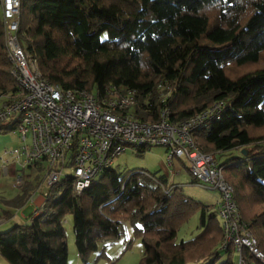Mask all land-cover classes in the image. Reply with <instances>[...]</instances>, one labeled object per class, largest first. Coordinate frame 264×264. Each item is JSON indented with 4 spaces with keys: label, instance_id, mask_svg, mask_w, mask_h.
Instances as JSON below:
<instances>
[{
    "label": "trees",
    "instance_id": "obj_1",
    "mask_svg": "<svg viewBox=\"0 0 264 264\" xmlns=\"http://www.w3.org/2000/svg\"><path fill=\"white\" fill-rule=\"evenodd\" d=\"M19 2L17 41L52 84L96 89L97 95L110 87L135 89L134 112L146 120L164 104L171 109L169 120L181 121L215 100L227 103L221 117L192 139L215 156L264 254V0ZM11 66L0 0V108L17 89ZM159 81L173 87L165 103L158 98ZM7 128L0 124V130ZM38 190L26 181L17 206ZM44 196L27 220L0 230V257L7 264H67L66 215L84 264L99 243L124 235L127 246L133 237L141 239L137 264H239V258L242 264H264L247 248L238 253L232 243L222 246L220 199L199 201L163 174H123L110 166L81 192L66 174ZM196 213V236L177 240L179 228Z\"/></svg>",
    "mask_w": 264,
    "mask_h": 264
},
{
    "label": "built area",
    "instance_id": "obj_2",
    "mask_svg": "<svg viewBox=\"0 0 264 264\" xmlns=\"http://www.w3.org/2000/svg\"><path fill=\"white\" fill-rule=\"evenodd\" d=\"M19 5V0H2L8 59L17 89L1 106L0 121L10 120L11 128L17 126L20 143L0 152L1 166L7 170L14 162L23 171L45 163L43 181L47 186L70 174L76 192H81L99 173L113 166L127 146L138 150L162 145L168 150L169 164L174 157L186 156L191 176L219 192L216 209L224 232L222 246L232 243L237 250L247 248L264 261L215 156L202 152L192 139L197 129L221 117L227 103L215 100L181 121L169 120L171 109L164 104L146 120L134 112L138 106L135 89L110 87L95 95L84 88L52 84L42 77L37 58L17 41ZM172 88L170 83H157L161 102L165 103ZM65 167L71 172H64ZM25 182V174L17 175L13 186L21 187Z\"/></svg>",
    "mask_w": 264,
    "mask_h": 264
},
{
    "label": "rangeland",
    "instance_id": "obj_3",
    "mask_svg": "<svg viewBox=\"0 0 264 264\" xmlns=\"http://www.w3.org/2000/svg\"><path fill=\"white\" fill-rule=\"evenodd\" d=\"M39 66V65H38ZM40 70V69H39ZM96 95V89H93ZM4 96H0V104ZM9 128L0 130V152L4 149L12 148L20 143L17 126L12 127V121H0ZM29 141V136H27ZM168 150L162 145L147 146L143 151H137L133 147L127 146L126 149L113 161V167L121 173H126L133 169H145L155 172L157 175H166L170 182L179 183L182 190L187 195L202 201L206 204H216L220 199V194L213 187L197 181L198 184L191 183L192 177L189 172V160L186 156L181 158L174 157L172 164L167 161ZM185 164H183V163ZM45 163L42 167L31 166L23 171L16 163L12 162L7 166V170L1 166L0 162V215L4 214L3 209H9V205H5L1 196L6 198L15 197L20 193V187H14L13 182L17 175H24L25 179L30 181L34 186L41 187L40 191L47 189V185L43 181ZM8 171V172H7ZM64 172L70 173L68 167L64 168ZM213 188V189H211ZM39 191V190H38ZM18 208L17 206H14ZM13 210V209H11ZM17 211L18 209H15ZM9 211V210H8ZM14 212V211H13ZM8 221L11 218L7 219ZM64 228L66 232V241L68 246L67 264H84L78 257L74 241V230L71 215H66L64 218ZM10 221L4 228L8 229V225H13ZM198 213L192 216L187 223H184L178 230L177 240L196 236L198 229ZM6 226V227H5ZM127 233L132 236L130 228H127ZM127 235L117 238L114 241H103L98 244V248L88 254V264H137L143 254V245L139 237H133L129 246H127ZM0 264L7 262L0 257Z\"/></svg>",
    "mask_w": 264,
    "mask_h": 264
},
{
    "label": "crops",
    "instance_id": "obj_4",
    "mask_svg": "<svg viewBox=\"0 0 264 264\" xmlns=\"http://www.w3.org/2000/svg\"><path fill=\"white\" fill-rule=\"evenodd\" d=\"M19 145V144H18ZM14 147V146H13ZM183 163V162H182ZM189 169V168H188ZM8 172V171H7ZM193 181V180H192ZM192 181H191V183H192ZM174 183V182H173ZM25 184V183H24ZM23 184V185H24ZM175 184H177V183H175ZM193 184H196V183H194L193 182ZM22 185V186H23ZM177 185H180L179 183L177 184ZM181 186V185H180ZM21 188V187H20ZM211 189H213V188H211ZM45 191H46V189L42 192V191H36V192H34V193H32L29 197H28V199L27 200H25L21 205H18L17 206V202H16V197L21 193V191H20V193H17L16 195H15V197H9V198H6L5 196H1V198H2V200H3V202H4V204L7 206V205H9V209H3V213L4 214H1L0 215V228H4V225H7L10 221H12L13 223L12 224H14V223H20V222H23V221H25V220H27V218H28V216L30 215V214H32V213H36L37 211V209L39 208V207H41L42 205H43V202H44V200H45V196H44V194H45ZM219 193V192H218ZM217 202H218V200H217ZM216 202V203H217ZM16 203V204H15ZM14 206H17L18 208H16V207H14ZM14 208L15 209H18L17 211H15L14 210ZM11 209H13V210H11ZM9 210V211H8ZM14 211V212H13ZM10 219L11 218V220L10 221H8L7 219ZM9 227L11 226V225H8ZM6 227V226H5ZM189 238H191V237H189ZM242 250V249H241ZM241 250H237L236 248H235V252H238V253H240L241 252ZM258 258V257H257ZM259 260H261V259H259ZM263 263H264V261L263 260H261ZM239 264H242L241 263V260H240V258H239Z\"/></svg>",
    "mask_w": 264,
    "mask_h": 264
},
{
    "label": "water",
    "instance_id": "obj_5",
    "mask_svg": "<svg viewBox=\"0 0 264 264\" xmlns=\"http://www.w3.org/2000/svg\"><path fill=\"white\" fill-rule=\"evenodd\" d=\"M242 152H243V153H245V154L247 153V151H246V150H243Z\"/></svg>",
    "mask_w": 264,
    "mask_h": 264
},
{
    "label": "clouds",
    "instance_id": "obj_6",
    "mask_svg": "<svg viewBox=\"0 0 264 264\" xmlns=\"http://www.w3.org/2000/svg\"><path fill=\"white\" fill-rule=\"evenodd\" d=\"M26 181H28V180H26Z\"/></svg>",
    "mask_w": 264,
    "mask_h": 264
}]
</instances>
